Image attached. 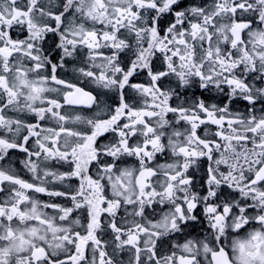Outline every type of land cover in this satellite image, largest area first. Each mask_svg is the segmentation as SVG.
<instances>
[{
  "label": "snow or ice",
  "instance_id": "snow-or-ice-1",
  "mask_svg": "<svg viewBox=\"0 0 264 264\" xmlns=\"http://www.w3.org/2000/svg\"><path fill=\"white\" fill-rule=\"evenodd\" d=\"M0 264H264V0H0Z\"/></svg>",
  "mask_w": 264,
  "mask_h": 264
}]
</instances>
